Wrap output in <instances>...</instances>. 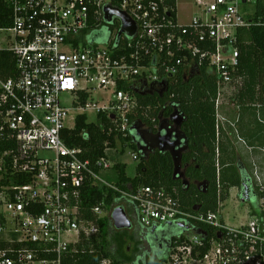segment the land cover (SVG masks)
Wrapping results in <instances>:
<instances>
[{
	"label": "built area",
	"instance_id": "2783aa9c",
	"mask_svg": "<svg viewBox=\"0 0 264 264\" xmlns=\"http://www.w3.org/2000/svg\"><path fill=\"white\" fill-rule=\"evenodd\" d=\"M178 1L0 0L10 18L0 31L11 38L0 51L9 52L14 64L13 76L0 78V142L12 145L0 152V264H80L84 243L98 239L100 222H111L118 208L101 202L90 209L93 218L85 217L86 186L113 189L101 174L113 167L109 154L117 150L108 147L93 163L83 160V150L61 137L74 128L65 126L72 114L74 125L86 115L106 137L125 138L133 132L135 91L160 90L161 83L205 67L217 86L216 120H224L221 99L234 105L241 85L238 33L252 24L241 6L256 0H184L198 10L186 24L177 18ZM108 9L130 20L134 36L120 34L122 22L115 14L107 20ZM254 175L257 183L245 190L257 205L235 226L224 221L223 202L204 215L182 211L164 188L114 190L136 205L143 228L182 224L162 264H264V184ZM8 176L28 183L4 184ZM113 258L99 264H127Z\"/></svg>",
	"mask_w": 264,
	"mask_h": 264
},
{
	"label": "trees",
	"instance_id": "16d2710c",
	"mask_svg": "<svg viewBox=\"0 0 264 264\" xmlns=\"http://www.w3.org/2000/svg\"><path fill=\"white\" fill-rule=\"evenodd\" d=\"M249 13L246 19L252 24L248 29L240 30L237 38L240 52L237 77L241 78V85L231 99V103L238 107L239 113L242 112L246 104L264 107V0H256L253 11ZM9 26L8 9L4 3H0V28ZM13 71L12 55L6 51H0V78L7 79L13 76ZM199 72V76L188 83L186 82L187 78L182 74L176 80L169 81L164 98H160L158 93L151 96L137 95L138 108L135 114L131 116V123L140 122L142 126L154 133L156 132L154 126H158L159 116L162 119H168L173 109H177L186 120L181 131L187 137L191 151L190 155L183 157V162H188L192 156L198 164H203L202 169L206 173L199 177L204 176L211 181V189L205 195L195 192L185 193L181 185L172 180L173 164L169 154L156 151L141 156L137 151L133 132L125 138L121 136L117 138L106 137L100 124H87V116L80 115L75 119L74 128L64 130L61 137L68 147L83 150V160H89L93 163L104 156V151L108 147L116 148L118 144L121 145V150L116 151L115 154H123L124 148H127L135 153L139 159L134 177L128 176L126 165L119 162L113 165L110 173L105 174L106 182L113 189L105 186H86L87 190L83 199L86 218H93L90 209L101 202L108 209L112 205L114 208L121 207L123 209L126 206L125 212L127 214L134 215L136 213V205L128 203L114 188L119 191H129L130 189L134 191L139 186L155 189L164 188L178 200L182 211L205 215L217 211L219 202H224L229 198V190L241 187L242 181L247 185L248 176L243 179L233 163L225 164L220 159H215L218 127L214 103L217 97V86L213 76L207 72L205 67L199 68ZM152 120H155V123L152 124ZM102 121L104 122L103 119ZM11 147L12 145L0 142V152L7 151ZM206 149L211 151L210 160L204 157ZM205 162H209V165H205ZM9 180L16 184L28 183L26 178L8 176L4 180V184ZM218 186L220 187L219 195ZM125 201L128 204L123 206ZM253 204L256 207L255 198ZM194 209L197 211L194 212ZM111 226L108 217L100 222L98 239L92 237L84 243L86 254L82 257L80 264H99L105 257L113 258L109 248L114 244L112 245L113 241L108 234V229ZM171 227L174 229L172 232L168 231V227H158L157 229V234L161 233L164 237L159 253L160 260L154 264H162L168 246L180 235L181 230L177 225L171 224ZM205 229L210 233L212 232L210 228L205 227ZM89 251L92 253L90 254ZM115 253L116 257L113 259L117 263H131L129 256L121 254L117 249H115Z\"/></svg>",
	"mask_w": 264,
	"mask_h": 264
},
{
	"label": "crops",
	"instance_id": "0c3cea01",
	"mask_svg": "<svg viewBox=\"0 0 264 264\" xmlns=\"http://www.w3.org/2000/svg\"><path fill=\"white\" fill-rule=\"evenodd\" d=\"M199 74L200 72L196 70L186 74L184 77H198ZM149 91H151L153 95V91L159 93L160 90L153 89L146 92ZM232 106L234 107L235 105H224L222 106V111L227 114L231 111L230 108H232ZM235 108L237 109L238 107ZM223 118L224 120L222 122L219 120L217 121L218 128L215 152L217 151L218 154H216L217 157L215 159L219 160L220 158V161L225 164L233 163L240 176H242L241 174L244 171L246 173L245 176L248 175L250 177L253 186L257 183L254 175V172H256L261 182L264 184V107L246 104L242 112L235 118V121L232 117ZM232 121H234L235 124H233ZM115 149L119 152L121 150V145H116ZM123 154H115V152H112L109 154V158L113 164L116 162L125 164L121 158ZM233 189L236 188H232L230 191ZM251 199L253 200L254 198L252 197L250 200H245V203H249L251 205L250 209L254 211L255 205ZM251 201L252 203H250ZM225 203L226 202H224V204ZM169 231L172 232L174 230L169 229Z\"/></svg>",
	"mask_w": 264,
	"mask_h": 264
},
{
	"label": "flooded vegetation",
	"instance_id": "af4514ba",
	"mask_svg": "<svg viewBox=\"0 0 264 264\" xmlns=\"http://www.w3.org/2000/svg\"><path fill=\"white\" fill-rule=\"evenodd\" d=\"M195 78L196 77H187L186 82L188 83L189 81L194 80ZM155 94L156 92L153 91V95ZM164 94L160 98H164ZM136 143L137 141L135 140V145ZM188 145H189V141H188ZM188 145H187L188 147L187 150L182 155V167H181V172L184 174V178L188 182V185L182 186L180 180L179 181L177 180L174 182L179 183V185H181L185 193L195 192L201 195H205L211 189L212 185H211V181L207 180L204 176L199 177L202 174L205 175L206 173L202 169L204 167L203 164L202 165L198 164L195 158H193L192 156L188 162H183V157H186L191 154V151ZM149 154L150 153H148L147 155ZM204 157H206L207 160L208 159L210 160L211 151L209 149L205 150ZM204 164L208 166L209 162L208 163L205 162ZM245 174L246 173L244 171L241 174L243 179L245 177ZM248 181L249 182L247 183V185L245 184L244 181H242L241 187L236 188L238 201L240 203H242V199L250 200V198H252L254 195V193L251 192L250 189L246 191L243 188V185L252 187V182L249 176H248ZM245 202L246 201H244V203ZM127 215L131 223V227L129 229H116L113 226V224L108 229V234L111 237V241H113L112 245L114 244L111 247L113 250L114 256L116 257L115 249H117L118 252H121V254L129 256L131 258V263L129 264H154L156 261H159L160 260L159 253L162 248L161 244H162L164 235H162L161 233L157 234L156 229L148 230V229L143 228L138 222L135 215L133 214L132 215L127 214ZM165 227H168V231L169 229L172 228L171 225H167Z\"/></svg>",
	"mask_w": 264,
	"mask_h": 264
},
{
	"label": "water",
	"instance_id": "95a60500",
	"mask_svg": "<svg viewBox=\"0 0 264 264\" xmlns=\"http://www.w3.org/2000/svg\"><path fill=\"white\" fill-rule=\"evenodd\" d=\"M106 19L108 20L111 14H115L122 22L121 33H128L129 37L134 36L135 30L132 28L129 30V27L132 26L130 20L120 12H112L109 9L107 10ZM167 82H163L160 84L159 96L161 97L164 93L167 92L168 86ZM139 96H151V91L146 93H138ZM184 117L180 114L177 109H173L170 117L168 119H162L161 116L158 118V127L155 133L150 130H145L142 127L140 122H135L131 130L134 133V140L138 139L137 151L141 156H145L148 153H152L158 151L160 153L169 154L172 164H173V172H172V180L173 181H181L182 186H187L188 182L184 178V174L181 172L182 167V155L187 150L188 140L185 134L181 131L182 125L185 123ZM136 138V139H135ZM245 185L243 188L245 189ZM244 199H242V203H244ZM196 211V209H194ZM111 222L116 229H129L131 227V223L128 215L125 210L121 207L116 208L111 214ZM178 227L181 228L182 224H178ZM163 228V227H162ZM158 229V228H154Z\"/></svg>",
	"mask_w": 264,
	"mask_h": 264
},
{
	"label": "rangeland",
	"instance_id": "374dc122",
	"mask_svg": "<svg viewBox=\"0 0 264 264\" xmlns=\"http://www.w3.org/2000/svg\"><path fill=\"white\" fill-rule=\"evenodd\" d=\"M253 8H254V6H241V10L248 12V13L252 12ZM195 12H198V10L193 9L192 4L190 2H187L184 0L178 1L177 18L181 24H186L188 22L190 16L192 14H194ZM10 41H11L10 34L8 32H5V31H0V50H6L10 45ZM101 96H102L101 94L96 95V98L99 100V102L102 103V100H101L102 97ZM221 101L223 103L220 106L219 111H218L220 117H230V118L232 117V119L234 118V121H235L236 120L235 118H237V116L239 115V111L235 108L236 105L234 107L232 106V108H230L231 111L229 113L225 114L222 111L223 110L222 106L226 105V104H224V102L228 101L227 97L223 96ZM90 120H92V116H91ZM219 121L222 122L220 119H219ZM234 121H232L233 124H235ZM65 126L68 129L73 128V126H74L73 114L65 122ZM130 153H133V152L131 150H128L127 152H125L123 154V156H121V158L126 164L127 175L130 177H133L135 174V169L137 167L138 162H135L132 160ZM216 154H218V153L215 152V158L217 157ZM110 172H111V169L109 170V173ZM106 173H108V172H106ZM106 173L101 174V178L103 180H106V177L104 175ZM252 201L250 203H252ZM225 202L226 203L224 204L221 215H222L224 221L228 225L235 226V225H238L241 221H245V220L247 221L248 212L250 210L251 205L249 203L242 204L238 201L236 189H233L231 191L230 197ZM238 219H241V220L238 221Z\"/></svg>",
	"mask_w": 264,
	"mask_h": 264
}]
</instances>
